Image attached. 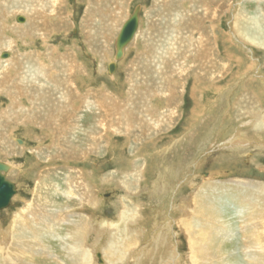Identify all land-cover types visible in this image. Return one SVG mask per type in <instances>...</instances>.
Instances as JSON below:
<instances>
[{
  "label": "rangeland",
  "instance_id": "rangeland-1",
  "mask_svg": "<svg viewBox=\"0 0 264 264\" xmlns=\"http://www.w3.org/2000/svg\"><path fill=\"white\" fill-rule=\"evenodd\" d=\"M211 1L100 0L95 9V23L93 24L98 35L104 34L103 32L108 29L107 25H100L101 19L107 17L109 24L113 11L118 10L119 2L123 5L122 15L119 13L117 19L119 20L122 16L123 18H121L124 20H120V26L118 25L120 29L117 27V31H114L115 34L112 32L113 30L108 31L110 33L107 32L106 43L99 40L93 42L91 48L87 32L83 28L90 0H63L64 5L61 13L64 18V27L46 28L47 39L44 41L41 38L26 37L24 41L17 38V47H21L22 42H28V44L33 42L31 46L22 49L28 52L39 51L40 55L42 53L44 57L39 63L48 67L44 71L50 72V77L56 76L55 81L57 77L61 76V73L63 76L70 73L72 85L76 84L75 87H79L78 91L83 99L86 94L92 91L91 99L95 100L101 91L107 89V93L110 92L114 97L125 101L130 84L131 76L129 75L135 66H138L139 57L147 51L146 43H149L147 37L149 35L152 38L158 36L156 35L157 29L163 30L164 22L168 18L169 20L177 19L188 15L184 22L186 23L185 27H182L183 18H179L176 23L177 27L186 28L181 37L183 45H185L188 36L193 40L202 39L196 31L197 29L194 28V23L197 22L196 26L200 25V30L204 32L205 43L208 41L206 45L209 44L207 47L213 51L215 62L218 64L213 68L220 69V71L207 70L198 73L196 69H187L188 71L182 75L181 80L177 81L181 87L178 88L176 102H181V107H179L177 117L174 118L175 126L153 135L149 139L150 141L145 142L143 147L139 146L137 151L134 152V149L130 147L133 143L132 139L135 137L129 139L124 135V137L114 136L112 137L113 149L100 152L99 157L89 156L83 161L81 153L78 155L75 148L71 152L76 154L70 153L68 156L66 153L56 150L54 147L56 144L47 130H41L37 126L28 125L29 123L24 124V122L16 124L14 119L9 123L11 127L3 128L2 112L10 106L11 101L0 95V134H2V138L8 140V145H12L10 151L4 147V152L0 149V161L4 162L5 160L14 166H12V173L9 174L8 179L18 187V194L14 197L11 207L0 212V232L4 233L10 228L13 215L24 207L25 201H30L33 198L40 172L50 171L53 182L63 185L62 188L68 190L65 174L68 175L70 170L72 174V170L78 167V169L84 170L86 179L96 187H94V197L97 198L96 207L89 209L87 206L83 210L91 214L96 223L116 220L122 201L127 206L134 204L140 212L139 224L134 228L138 235L141 234L137 246L142 245L143 252L139 253L144 254L145 259L153 253L148 259L150 264H163V258L155 251V241L158 235H168L171 250L176 257L175 261L169 264H187L190 247L189 240H186L188 238L185 232L186 223L180 222L179 226L178 220L180 221L182 217V215L180 217L179 208L187 203L191 209L194 208L196 200H192V197L201 185L211 180L214 184L213 188L222 186L226 190H231V192L226 191L227 196H224L227 207L224 205V201L222 204L225 208L221 227L229 230V238L225 237V240H221L226 247L222 257L237 264L250 262L247 256V252H249L248 240L243 229L254 218L262 225L261 222L264 218L260 219L259 217L261 210H255L259 203L254 200L256 198L254 192L235 193L232 188L237 186V181L260 182L264 185V47L241 42L240 38L235 40L232 32L234 17L239 14L240 10L246 9L252 16H260L262 12L259 10L264 9V0ZM138 5L142 7L139 35L130 44V47L126 48L123 60L111 76L108 66L114 62L116 37L125 20L132 15ZM173 7L177 9L172 11ZM204 8L210 12L205 14ZM20 17L26 19V16L17 14L12 23L21 25L22 23L17 21ZM192 17H196L197 20H193ZM54 20L51 22L52 26H56L55 23L59 24V21ZM165 26L167 25L165 24ZM101 29L104 31L101 32ZM53 49L56 50L54 55L51 54ZM57 53L67 58L68 65L60 64L58 66L59 63L55 60ZM56 69L59 70L58 74ZM168 70L171 72L174 69ZM158 73L153 78V85L148 86L149 89L158 87L156 84ZM133 81L139 84L148 83L150 77L141 74L137 79L134 76ZM21 102L26 108L29 107L25 98H22ZM81 102L78 101L79 104ZM158 103L157 100L153 102L155 106ZM96 121H98V117L95 114L87 115L81 126L84 128H81L84 133L80 132L77 135L80 138V143L75 142L76 149L80 147L84 150L83 148L87 147L81 145V142L88 140L86 131L96 124ZM258 121L262 123V130H257L254 127ZM134 136H138V134ZM231 142L232 146L237 144L233 146V149L228 146ZM25 144L26 147L22 148ZM36 148H40L41 153L30 154L31 150ZM135 162H138L139 165H133ZM137 171L140 174L139 189L134 196H127L124 189L112 177L124 180L127 174L133 177V173ZM106 177L109 178L106 179ZM204 188H207V185ZM58 197L60 203L64 204L67 201L61 192ZM235 197H239L242 201L239 203L240 205L236 201L234 206ZM246 199H252L254 203L252 202L248 206L245 204ZM241 206L244 207L245 212L251 207L253 210L250 214L245 213L244 217L239 213ZM80 211L82 210L80 209ZM80 211H74L73 217L60 222L59 235L61 237H67V232L72 228V222L75 223L78 220L76 214H79ZM54 240H46L48 248H51L49 249L51 253L44 257L39 264H74L68 257L63 241H59L57 238ZM102 247V239L97 236H93L87 241L86 248L92 252L93 264H107ZM94 252L95 254H93ZM33 256L42 258L38 252L33 253Z\"/></svg>",
  "mask_w": 264,
  "mask_h": 264
},
{
  "label": "bare ground",
  "instance_id": "bare-ground-1",
  "mask_svg": "<svg viewBox=\"0 0 264 264\" xmlns=\"http://www.w3.org/2000/svg\"><path fill=\"white\" fill-rule=\"evenodd\" d=\"M98 2L100 0H90V7L87 9V16L83 24L91 48L93 47V42L101 40L100 42L106 43L107 32L113 30L112 32L115 34L114 31H117L118 25L120 26L119 22L123 18L121 16L122 18L117 19L123 6L120 1L117 5L118 10L116 12L112 10L113 13L109 24L107 17V20H105L106 18L101 19L100 25H107L108 29L106 28L107 30L103 32L104 34L98 35L96 28L93 26ZM63 5V0H0V95L11 101L10 106L2 112L3 128L11 127L9 123L14 119L16 124L24 122V124L29 123L28 125L37 126L41 130H47L56 144L54 146L56 147L55 149L60 150L61 153H66L67 156L70 153L75 155L76 153L71 152L75 148L78 151V155L81 153L82 161L89 158V156L96 155L99 157L100 152L113 149L112 137L123 135L129 139L135 137L132 139L133 143L131 142L130 147L134 149V152L137 151L136 149L139 146L143 147L145 142L151 139L153 135L175 126L174 118L177 117L179 107H181V102H176L178 100V88L181 87L177 81L181 80L182 75L186 71L189 69H196L198 73L207 70L220 71V69L213 68L214 66L217 67L218 64L215 62L213 51L207 47L209 44L206 45L208 41L205 43L204 32L200 30V25L196 26L198 24L195 22L194 28L197 29L196 31L201 35L202 39L193 40V38L188 36L186 37L185 45H183L181 37L183 30L185 29L184 31H186V28L182 29L176 26L180 17L177 19L171 18L170 20L168 18L164 22V31L156 28V35L158 36H153L152 38L149 35L147 37L148 44L144 41L147 51L138 59V66L141 65V67L135 66L133 72L129 75L131 76L130 84L125 101L114 97L110 92L107 93V89L101 91L95 100L91 99L92 91H88V94L85 93L86 96L83 99L78 91L79 87H75L76 84L72 85V75L70 73H66V76L61 73V76L57 77L55 81L56 76L50 77V72L46 73L44 71L48 67L44 66L43 63H39L44 57L42 53L40 55L39 51L28 52L22 49L31 46L33 42L30 44L22 42L21 47H17V38L23 41L26 37L31 39L41 38L44 41L47 39L46 28L62 27L64 24V18L61 13ZM175 9L177 8L173 7L172 11ZM204 10H206L205 14L210 12L206 8ZM259 11L262 12L260 16H252L246 9H241L239 14L234 17L232 35L235 40L240 38L241 42L264 47V9ZM177 13L180 14V12ZM17 14L26 16V19L20 17L24 19L21 25L12 23L14 16ZM52 18L59 21V24L55 23L56 26H52ZM182 18L184 19L182 27H185L186 23L184 22L187 20L188 15ZM192 18L197 20L196 17ZM51 30L53 31L54 29ZM139 32H137L133 42L138 37ZM95 36L98 37L96 38ZM151 40H153L152 43H150ZM55 53L56 50L53 49L51 54L54 55ZM5 54L9 56L4 59L2 56ZM56 55L55 60L59 63L58 66L60 64L68 65L65 56H61L58 53ZM120 62L117 64V68ZM170 68L174 70L170 72L168 70ZM56 72L58 74L59 70L56 69ZM157 72H159L156 79L158 87L149 89L148 86L153 85V78ZM141 74L149 76L150 82L135 83L133 81L134 76L137 79ZM22 98H25L29 103L28 108L21 102ZM155 100L159 101L158 107L153 104ZM78 101L82 102L79 104ZM88 114H95L98 117V121L86 131L88 140L81 142V145L87 147L83 148L84 150L80 149V147L76 149L75 142L80 143V138L77 135L83 132L81 131L84 129L81 127L82 122L86 120ZM241 114L243 115V113ZM261 124L258 121L254 127L257 130H262ZM137 134L138 136H134ZM7 141L0 134V149L2 152H4L5 148L7 151L12 150V145H8ZM231 141L233 142V140ZM232 142L228 146L233 149V146L237 144L232 146L234 143ZM65 146L67 148H64ZM25 147L26 144L22 148ZM39 149L31 150L30 154L38 155L41 153ZM4 163L10 165L9 174L12 173L13 165L5 160ZM133 165L139 164L135 162ZM77 169L78 167L72 170V174L71 170L68 175L65 174L68 190L66 188L63 189V185L53 182L50 171L42 170L43 172H40L33 192V198L30 201H25L24 207L13 215L10 228L7 231L5 230L4 233L0 232V264H39L44 257L51 253L49 250L51 248H48L46 240L50 241L52 239L55 241V238L63 241L64 248L72 263L93 264L92 252L86 248L87 241L93 236L102 239V250L107 258V264H140L142 261L141 264H150L148 259L153 253L149 254L145 259L144 254L139 253L143 250V246H137L138 240L141 238V234L138 235L137 230L134 229L135 225L139 224L140 219V212L137 206H134V204H132L134 207L131 204L127 206L122 201L119 209L120 213L116 220L96 223L91 214L83 211L87 206L89 209L96 207L97 198L95 199L94 197L96 187L92 186L91 181L86 179L84 170ZM130 176L127 174L124 180H119L117 177H112V179L119 183L127 196H134L139 189L140 174L137 171L133 173L134 178ZM206 185L207 188H204ZM212 185L214 184L210 180L201 185L199 189L197 188L198 190L192 197V200H196L194 208L191 206V209L188 203L179 208L180 217L182 215L180 221L178 220L179 226L180 222L184 221L186 223L185 232L188 237L186 240H189L190 249H188L190 256L187 259V264H237L222 257L226 247L221 240L225 237L229 238V230L221 227L223 211L226 206L224 196H227L226 191L231 192V190H226L222 186H214L213 188ZM232 190L235 193L254 192L256 195L254 200L259 203L255 210H261L259 217L260 219L264 218L263 184L260 182L237 181V186L232 188ZM60 192L67 198L64 204L59 202L58 194ZM235 198L233 200L234 206L236 201L240 205L239 203L242 202L240 198ZM223 201L225 206L222 205ZM252 202V199H246L245 204L249 206ZM252 208H249L247 213L244 211V207L241 206L239 213L245 217L246 214H250L253 210ZM76 210L80 211L79 214L75 213L78 220L75 223L72 222L73 225L67 232V237H61L59 235L61 231L60 222L73 217V212ZM254 219H251L252 221L248 222L247 226L245 225V229H243L248 240L247 248L249 252H247V256L250 261H248V264H264V220H262V225H260L259 221ZM155 244V251L163 258V264L175 261L176 257L171 250V242L168 235H158ZM36 252L40 253L42 258L34 257L33 253Z\"/></svg>",
  "mask_w": 264,
  "mask_h": 264
},
{
  "label": "water",
  "instance_id": "water-1",
  "mask_svg": "<svg viewBox=\"0 0 264 264\" xmlns=\"http://www.w3.org/2000/svg\"><path fill=\"white\" fill-rule=\"evenodd\" d=\"M141 9V5L134 9L116 37L114 63L108 66L110 75L115 73L117 64L124 58L126 48L133 42L139 30ZM18 22L23 23L24 19L19 18ZM8 56V54H5L2 57L5 59ZM10 170V165L0 161V212L8 210L12 205L13 198L18 194L17 185L8 179Z\"/></svg>",
  "mask_w": 264,
  "mask_h": 264
}]
</instances>
